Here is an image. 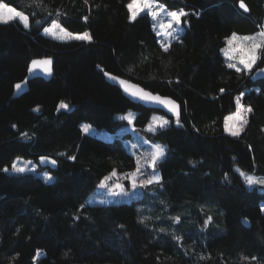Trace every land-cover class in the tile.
Returning <instances> with one entry per match:
<instances>
[{"label":"trees","instance_id":"16d2710c","mask_svg":"<svg viewBox=\"0 0 264 264\" xmlns=\"http://www.w3.org/2000/svg\"><path fill=\"white\" fill-rule=\"evenodd\" d=\"M0 1L30 21L29 28L0 23V169L16 157L56 161L40 166L52 182L0 170V264H33L38 250L36 264H264V192L247 188L234 169L264 175V77L249 78L264 63L238 73L221 52L231 33L262 27L264 0H244L248 12L239 0H159L189 13L167 51L149 16L129 20L130 0ZM54 20L91 41L45 36ZM40 57L52 59V76L30 80L13 98ZM104 71L180 104L179 124L170 118L148 134L166 144L160 182L130 203L85 204L101 178L133 169L135 160L118 138L85 134L80 123L113 132L125 124L114 115L131 109L144 131L154 112L131 102ZM241 93L253 111L233 137L224 119Z\"/></svg>","mask_w":264,"mask_h":264},{"label":"snow or ice","instance_id":"6c2138e0","mask_svg":"<svg viewBox=\"0 0 264 264\" xmlns=\"http://www.w3.org/2000/svg\"><path fill=\"white\" fill-rule=\"evenodd\" d=\"M127 9L129 10V20L135 22L138 17L141 16L142 13L150 16L153 22V30L156 32L157 36H166L173 39H178L180 34L181 26L187 24V17L189 13L184 9L179 10H167L165 7L160 6L159 0H131L130 3L127 4ZM239 8L243 9L245 12L248 11L247 5L244 3V0H239ZM163 17V18H162ZM87 19V17H85ZM12 22L21 23L24 28L30 27L29 16L23 14L21 11H18L17 8L10 6L7 3H0V23L9 24ZM39 23V21H37ZM56 29H59L57 32ZM45 33L53 35L57 39H75L79 41H91L92 37L89 33L84 32L82 34L73 35L71 33H67L63 28H60L59 24L55 21L51 28H45ZM226 47L221 49L227 58V67L230 69H234L236 72H252L254 68L257 67V62L264 63V26L261 27V30L258 31L254 35H246V36H238L236 33H233L231 37L226 38ZM164 51H167L170 47L169 44H162ZM259 53V55H258ZM235 61V62H233ZM51 59H46L43 61H33L32 66L36 68L38 66H44V71L47 74H51ZM239 65V66H238ZM31 71V69H30ZM259 72L264 74V68H260ZM106 76H109L108 73H105ZM112 80H118V83L123 86L124 91L129 93L131 96L139 98L141 100L146 101H154L162 106H164L169 112H172L176 115L177 120L176 123L179 124V106L175 103V101L170 98H164L159 95H153L150 92H146L143 89L138 88L136 85H131L127 81L118 79L115 76H110ZM17 90L21 89V84L15 85ZM224 89H221L223 92ZM244 96V93H241L239 96L235 98V107L236 111L225 117L224 119V131L233 137H237L240 135V132L243 130V126L247 124L246 113H251L253 110L251 106L244 105L241 101ZM60 108H68L69 105L61 102ZM38 110V109H36ZM121 120L127 119L131 124L132 117L129 114L128 116L120 117ZM153 120L155 124L150 123L147 126V131L155 132L157 128H164L169 124L168 119H164L163 117H154ZM15 127V125H13ZM91 125H83V131L89 132ZM148 141H145L147 143ZM135 147V146H134ZM165 155V146L161 144H152V151L149 153V156L144 158V165L153 169V173L145 179H139L140 176L145 175L143 169V165H141L140 161L137 160L136 168L131 174H126L125 179L131 183L133 189L137 187L147 188L148 186L159 183L160 177L155 174V168L157 162L164 157ZM70 159H75V157H69ZM41 163L48 162L47 157L40 158ZM51 164L55 165L56 161L51 160ZM4 172H8L9 168L5 167L0 169ZM11 171L16 173H24L26 171H35V169H29L27 166H18L16 163L11 165ZM237 171H240L237 169ZM116 172L113 171L111 176H116ZM240 175L244 177L245 183L249 186L254 185H264V178H257L253 175H248L242 171H240ZM47 180L53 179L51 176H46ZM109 177H106L107 181ZM103 186L107 187V183H104ZM114 189L117 191L114 194H126L124 185L120 183H116ZM81 207H84L81 205ZM180 217H176L175 221L179 222ZM210 220V218H209ZM209 220H205L204 225L207 226ZM143 222V221H141ZM163 231V229H161ZM178 241L181 237L176 238ZM39 255V251L37 252V256ZM255 259V258H253Z\"/></svg>","mask_w":264,"mask_h":264},{"label":"rangeland","instance_id":"374dc122","mask_svg":"<svg viewBox=\"0 0 264 264\" xmlns=\"http://www.w3.org/2000/svg\"><path fill=\"white\" fill-rule=\"evenodd\" d=\"M130 2H131V0L129 1V3ZM0 3H6V2L0 1ZM159 4H160V6H163L161 3H159ZM167 10H169V9H167ZM18 11H20V10H18ZM22 13L27 15L24 12H22ZM142 14H144V13H142ZM149 18L151 20L152 27H153L152 19H151L150 16H149ZM54 21L57 24H59L60 28H63L67 33H71L73 35L82 34V33L70 32V31L66 30L58 21H56V20H54ZM54 21H52L51 24L46 26L45 28H51ZM262 26H264V20H263ZM184 28H185L184 25H182L181 29H180L179 36L184 31ZM44 29H43L42 33L45 36L50 37L52 39L61 40V39L55 38L53 35L45 33ZM260 30H261V28L259 30L255 31V32H251V33H236V32H234V33H236L238 36L242 37V36H246V35H254ZM56 31L58 32L59 29H56ZM232 34L233 33H231L228 37H231ZM228 37H226V38H228ZM157 39H158V43H159V45L161 47H162V44H169L171 41L176 40V39H173V38H170V37H166V36H163V35L157 36ZM69 40H75V39H67L66 38V39H63L61 41H69ZM226 46L227 45H226V40H225V46L222 49H224ZM222 54L225 57L223 52H222ZM258 55H259V53H258ZM225 59H226V63H227V58L225 57ZM233 62H235V61H233ZM239 95H237V96H239ZM235 111H236V107H235V109L232 112L228 113L225 117L233 114ZM129 114L131 115L133 122L130 124L128 122V120L125 119L124 120L125 124L120 126L119 128H117L113 132H110V131H107V130H104V129H101V128H97V127L93 126L92 124H90V123H88L86 121H82L80 123V127H81L82 131H83V125H85V124L91 125V128H90L89 132L86 133V132L83 131V133H85V134L94 135V136H97V137H99V138H101L103 140H107V141H111L114 138H118L121 141L122 145L125 147V149L134 157V160H135V166H134L133 169L125 171V172H118L116 169H113L109 173H107L103 178H101V180L97 183V185L86 196L85 204H94V203L105 204V203H124V202L125 203H130V202L136 201L137 199H140V192L142 190L146 189V188L137 187L136 189H133L132 186H131V183L124 178L125 175L126 174H131L135 170L136 164H137V160H139L141 165H143V169L142 170L145 173V175L140 176L139 179L148 178L153 173V169L152 168L147 167L146 165H144V158L149 156V153L152 151V144L153 143L161 144V145L165 146V153H166V144L164 142L160 141V140H155V139L151 138L148 134L149 133H154V132L147 131V126L150 123L155 124V121L153 120L154 117H163L164 119H168L169 123H170V117H168L167 115H165L164 113H161L159 111H156V112L154 111L150 115L149 121L147 122V124H146V126L144 128V131H141V130H138L136 128L135 124H134L135 123V117H136L135 111L129 109V110L121 112V113H116L114 115V117L116 119H120V117L128 116ZM157 130H158V128H157ZM145 141H148V142L145 143ZM163 158L164 157H162L157 162L156 168H155V174L159 175V177H160V174H159L158 165H159L160 161ZM13 163H16L18 166H25L26 165L27 168H29V169H33L34 168L35 171H26L24 173L13 172V171H11V165ZM11 165L9 167H7V168H9V171L7 172L8 174H31V175H34L36 177H39L40 179H42L45 182H52L54 180V178H55L53 174L49 173L45 168H41L36 161H34L32 159H29V158L16 157L12 161ZM234 169H235V172L240 176L241 180L243 181V183L245 184V186L247 188L256 187V188H259L260 191L264 192V185H254V186L247 185L245 183L244 177L240 175V171H242V172H244V173H246L248 175H253V176L257 177V178H264V175L256 174V173H253V172H248V171H245V170H243L241 168H238V167H235ZM237 169H239L240 171H237ZM113 171L116 172V174H117L116 176H111V173ZM46 176H51V177H53V179L47 180ZM106 177H109V179L107 181L105 180ZM104 183H107L108 186L107 187L103 186ZM116 183H120V184L124 185V189H125V193L126 194H119V195L114 194V192L117 191L113 187ZM140 204H143V203H138V205H140ZM261 208L264 211V202L261 203ZM144 215L145 214H142V216H144ZM38 251H39V255L38 256H41L42 255V251L41 250H38ZM38 256H37V253H36L35 257L33 258V261H34L33 264H36L35 261L38 258Z\"/></svg>","mask_w":264,"mask_h":264},{"label":"water","instance_id":"95a60500","mask_svg":"<svg viewBox=\"0 0 264 264\" xmlns=\"http://www.w3.org/2000/svg\"><path fill=\"white\" fill-rule=\"evenodd\" d=\"M238 6H239V3H238ZM247 8H248V7H247ZM239 9H240V8H239ZM241 11L245 12L243 9H241ZM248 11H249V9H248ZM248 11H247V12H248ZM187 25H188V22H187V24H185V27H187ZM46 59H51V58H50V57H40V58H35L34 60H35V61H43V60H46ZM34 60H32V61L29 63L25 77H24L21 81H19V82L16 83V84H21V89H20V90H17L16 87H15L16 84L14 85L13 92H12V97H13V98H16V97L20 96L23 92H25V91L28 89V83H29L30 80H32V79H34V78H37V77H41V78H44V79H49V78L52 76V72H53V70H52V64H53L52 59H51L52 63H51V65L49 66V67L51 68V74H47V73L44 71V66H42V65H41V66H38V67H36V68H33V66H32V62H33ZM260 68H264V66H262V67H260ZM260 68H257L256 70H254V71L249 75L250 80H252V81L255 82V81H257V80H259V79H261V78L264 77V74H261V73L259 72V69H260ZM30 69H31V71H30ZM105 73H108L109 76H106ZM110 76H115V77H117L118 79L125 80V81H127L129 84H131V85H136L138 88L143 89V90L146 91V92H150V93H152L153 95H159V96L164 97V98H170L171 100L175 101V103L179 106L178 111H179V114H180V104H179L175 99H173L172 97L164 96V95H161V94H159V93L151 92L150 90L145 89L144 87H142L141 85H139V84L136 83V82H133V81L127 79V78H124V77H121V76H118V75L112 74V73H110V72H108V71H104V77H105L106 81L109 82L110 84H113V85L117 86V87L121 90L122 94H123L125 97H127L131 102L136 103V104H141V105H143V106H145V107H147V108H149V109H152V110H154V111H159V112H161V113H164L165 115H167V116L170 117V118H174V117H176V115H175L174 113L169 112L164 106H162V105H160V104H158V103H156V102H154V101L141 100V99H139V98H136V97L131 96L129 93H127V92L124 91L123 86H121V85L118 83V80H112V79L110 78ZM42 157H47V158H48V162L41 163V160H40L41 157L38 158V159H37V163H38L41 167H53V166H54L53 164L50 163L51 160H54L53 158H50V157H48V156H42Z\"/></svg>","mask_w":264,"mask_h":264}]
</instances>
